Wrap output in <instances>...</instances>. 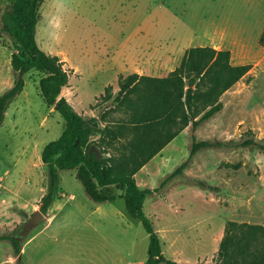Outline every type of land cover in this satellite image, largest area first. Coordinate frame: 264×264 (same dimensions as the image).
I'll return each instance as SVG.
<instances>
[{"label":"rangeland","instance_id":"rangeland-1","mask_svg":"<svg viewBox=\"0 0 264 264\" xmlns=\"http://www.w3.org/2000/svg\"><path fill=\"white\" fill-rule=\"evenodd\" d=\"M10 4L0 0V93L16 77L15 42L2 30ZM39 12L36 41L68 71L61 96L84 118L96 117L100 127L130 117L114 100L124 77H112L113 64L181 61L194 46L226 49L232 64H249L219 95V111L195 128L189 122L134 177L140 187L154 189L144 212L164 255L180 264H220L217 251L228 221L264 226V149L239 144L247 137L264 143V0H43ZM42 75L36 69L23 75L24 87L0 125V233H15L39 209L47 189L41 150L65 126L41 95ZM89 75L97 82H84ZM203 110L196 109V118ZM193 137L212 144L189 157ZM90 143L88 149L103 156L112 152ZM183 161L182 172L165 180ZM60 176L61 196L21 238L22 264H146L148 233L127 213L124 189L100 187L116 198L97 203L75 168L62 169ZM0 264H17L8 240L0 241Z\"/></svg>","mask_w":264,"mask_h":264},{"label":"trees","instance_id":"trees-1","mask_svg":"<svg viewBox=\"0 0 264 264\" xmlns=\"http://www.w3.org/2000/svg\"><path fill=\"white\" fill-rule=\"evenodd\" d=\"M42 1L10 0L11 9L3 16L2 30L15 42L11 64L16 77L13 85L0 93L1 125L9 103L24 87L23 75L31 69L39 70L43 73L39 88L45 103L59 111L65 120L61 134L41 150V160L47 167V189L40 199L39 209L46 214L54 200L61 196L60 171L75 168L85 192L97 203L116 198L115 193L101 191L100 187L114 185L124 189L127 213L140 220L148 233L146 264H180L164 255L159 235L144 212L145 197L154 189L140 187L134 174L189 122L195 128L200 121L219 111L222 108L219 95L249 69V64H232L226 49L189 47L179 65L165 76L132 73L124 77L114 100L130 112L129 120L100 127L96 117L84 118L61 96L68 71L57 55L38 45L35 37ZM199 106L204 110L196 118ZM94 133L98 136L91 139ZM122 136L127 140L118 143ZM90 142L101 151L112 149V152L103 156L88 149ZM211 144L193 137L189 157ZM239 144H256L264 149V143L250 137ZM186 162L180 163L165 180L182 172ZM13 234L0 233V241L11 242L17 264H22L21 240L15 239ZM217 255L220 264H264V226L228 221Z\"/></svg>","mask_w":264,"mask_h":264},{"label":"crops","instance_id":"crops-1","mask_svg":"<svg viewBox=\"0 0 264 264\" xmlns=\"http://www.w3.org/2000/svg\"><path fill=\"white\" fill-rule=\"evenodd\" d=\"M170 52L166 51V55H169ZM180 61H121L118 64L112 65V77L123 75L126 77L129 74L136 73L138 75H149V76H165L169 71L173 70L177 65H179ZM166 70V74H162L163 70ZM112 77L108 80H111ZM84 82H89L92 80L93 82H97L96 80L91 79L92 75L83 77ZM105 82V81H104ZM96 92L91 90L92 99H96ZM93 103V101L91 102ZM86 107L89 108V111L93 112V109L90 107V104L87 103Z\"/></svg>","mask_w":264,"mask_h":264},{"label":"water","instance_id":"water-1","mask_svg":"<svg viewBox=\"0 0 264 264\" xmlns=\"http://www.w3.org/2000/svg\"><path fill=\"white\" fill-rule=\"evenodd\" d=\"M46 217L40 209H35L30 213L27 219L23 222L20 228L13 234L15 239L23 238L32 228H34L40 221Z\"/></svg>","mask_w":264,"mask_h":264}]
</instances>
